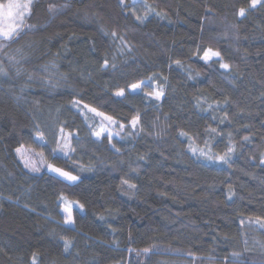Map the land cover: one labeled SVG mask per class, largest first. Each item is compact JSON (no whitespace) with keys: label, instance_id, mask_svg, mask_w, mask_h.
Listing matches in <instances>:
<instances>
[{"label":"trees","instance_id":"16d2710c","mask_svg":"<svg viewBox=\"0 0 264 264\" xmlns=\"http://www.w3.org/2000/svg\"><path fill=\"white\" fill-rule=\"evenodd\" d=\"M249 2H34L0 40V264H264V3ZM84 104L116 121L99 139ZM21 147L78 180L28 171Z\"/></svg>","mask_w":264,"mask_h":264},{"label":"snow or ice","instance_id":"6c2138e0","mask_svg":"<svg viewBox=\"0 0 264 264\" xmlns=\"http://www.w3.org/2000/svg\"><path fill=\"white\" fill-rule=\"evenodd\" d=\"M124 0H121V3H123ZM264 3V0H250L249 2V7L250 8H256L257 5ZM30 9H31V0H7L6 3H0V39L5 40V41H10L13 40L18 34L19 32L23 29L24 27V22H25V18L26 16L30 13ZM51 11V9H50ZM246 11L247 9L244 7H241L238 9L237 15L240 17H244L246 15ZM138 20L142 19L141 17H137ZM113 36L116 35L115 32L112 33ZM219 52L213 51L212 49H207L204 50L203 52V56L200 57V59H203L205 62L211 60L213 57H219ZM177 64H179V61H176ZM104 67H107V61H105ZM220 67L222 69L227 70L229 68L228 64L225 63H221ZM0 72H3V69L0 68ZM144 86V82H140V83H133L130 85V89L132 91H136L138 89H141ZM146 95H150L152 96L154 99L159 100L161 98V96L163 95L162 91H153L150 93H145ZM116 96H124L125 95V90L124 89H119L115 92ZM80 104V101H74L73 102V106L76 107L77 105ZM84 109H87V113H91L93 114L94 117H99L101 119V126L99 127L98 131H94L93 135L96 138H100L101 136L104 135V133L107 131V128L104 126L103 121H107L108 124H115L116 121L113 119V117L106 115L105 113L98 111L96 108L91 107L87 104L83 105ZM87 113L85 112H81V115L85 116V119H88ZM139 122V117L138 116H134L132 118V120L130 121L131 126L133 129L136 128L137 124ZM121 129H124V125L121 124L120 125ZM212 131H215V129H213ZM60 133H61V137L57 140V145L58 148H60V150H65L70 148V144H69V136L71 135L69 134H65L64 129L61 128L60 129ZM181 135H184V133H181ZM38 139L43 140V135L41 134L40 136H38ZM108 139L109 142L111 143V139H112V133L108 132ZM61 140L63 141V144H61ZM193 151V153H196V149L193 148L191 149ZM233 148L229 147L227 152L224 153V155H218L215 157L216 160L218 161H223V162H227L228 159H230L229 157V153L233 152ZM55 151V150H54ZM17 155L21 158V161L24 163V166L26 168H28L30 171H39L38 167H35V162L34 161H30L28 160L25 155H24V149L21 148H17L16 149ZM65 154H67L65 152ZM201 155H204L203 151L201 150L200 152ZM37 155H39L41 157V159L43 160V156L44 153L43 152H39L37 153ZM209 159H212V157H208ZM262 163H264V161H261ZM48 170L51 172H55L58 175L64 177L65 179L69 180V181H75L77 179L76 176L71 175L69 172H66L64 170H62L61 168H58L56 166H54L51 163L47 164ZM124 183H127V181H124ZM130 187H135V185H129ZM82 208V205L80 206ZM63 211L66 213L65 216V224H71L72 221V212H71V206L70 205H66L63 208ZM257 223L260 224L261 227H264V220H257ZM68 242H65V246L67 247ZM149 251V249L145 248L143 249V252L147 253ZM35 264V261H34Z\"/></svg>","mask_w":264,"mask_h":264},{"label":"rangeland","instance_id":"374dc122","mask_svg":"<svg viewBox=\"0 0 264 264\" xmlns=\"http://www.w3.org/2000/svg\"><path fill=\"white\" fill-rule=\"evenodd\" d=\"M35 1H37V0H31V6L34 4V2ZM133 1H136V0H133ZM7 2V0H0V3H6ZM30 11H31V9H30ZM29 15V14H28ZM27 15V16H28ZM27 16H26V18H27ZM26 18H25V21H26ZM25 23V22H24ZM1 40V39H0ZM214 58V57H213ZM131 90V89H130ZM138 90H140V89H138ZM138 90H136V91H138ZM132 91V90H131ZM90 122L92 123V124H96V125H99V124H97L98 122H97V120H95V119H91L90 118ZM96 128V127H95ZM24 149V155H25V157L28 159V160H30V161H34L35 162V167H38L39 168V171H30L28 168H26L25 166H24V163L22 162V164H23V166L28 170V171H30V172H32V173H41L43 170H45V169H47L48 170V167H47V162L46 161H44V159L42 160L41 159V157L39 156V155H37V152H35V151H33V150H30V149H25V148H23ZM19 157V156H18ZM19 159L21 160V158L19 157ZM54 165V164H53ZM54 166H56V165H54ZM56 167H58V168H61V167H59V166H56ZM62 170H64V171H66L65 169H63V168H61ZM48 172L50 173V174H53V175H55L56 177H58V178H60V179H62V180H64V181H66V182H68V183H75L77 180H78V177L75 175V174H73V173H71V172H69V171H66V172H69L71 175H73V176H76L77 177V179L75 180V181H69V180H67V179H65L64 177H62V176H60V175H58L57 173H55V172H51V171H49L48 170ZM66 205H64L63 207H62V214H63V217H64V219H65V216H66V213L63 211V208L65 207ZM71 206V205H70Z\"/></svg>","mask_w":264,"mask_h":264}]
</instances>
